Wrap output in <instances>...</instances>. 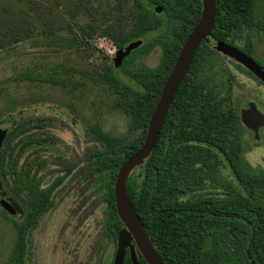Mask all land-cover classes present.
<instances>
[{
    "label": "trees",
    "instance_id": "16d2710c",
    "mask_svg": "<svg viewBox=\"0 0 264 264\" xmlns=\"http://www.w3.org/2000/svg\"><path fill=\"white\" fill-rule=\"evenodd\" d=\"M216 1L212 38L248 53L264 68V63L255 57V40L264 37V0ZM135 3L137 11L130 28H113L105 35L117 47L138 39L143 40L142 44L121 65L110 62L101 71H91L108 83L116 94L114 104L130 115L131 129L136 131L128 142L98 124L87 131L100 143L91 152L89 163L106 204L104 232L114 237L123 227L114 195L118 170L144 143L163 86L203 9L202 0ZM157 6L162 7V12L155 10ZM90 27L93 30L94 25ZM88 34L92 36L93 32L89 30ZM48 39L50 45L64 49L77 48L84 40L55 34ZM156 46L162 50L157 66H132L139 54H148ZM217 61L218 50L204 39L169 107L156 147L128 179L135 209L166 264H264V167L251 165L242 155L244 125L240 109L217 92L208 74ZM118 67L132 84L118 74ZM73 70L76 68L58 64L47 75L28 69L23 77L66 87L74 81L63 74ZM8 121L12 127L0 152V197L8 199L12 187L27 190L22 205L13 202L21 219L1 208L15 228L8 264H27L28 234L53 205L54 192L63 179L58 177L51 185L41 187L36 174L28 178L29 173L26 177L16 172L20 156L15 148H44L46 138L31 132L37 126L31 129L23 114ZM73 167L74 164L64 166L68 172ZM226 167L232 180L224 173ZM143 263L148 264L145 260ZM124 264H133L128 255Z\"/></svg>",
    "mask_w": 264,
    "mask_h": 264
},
{
    "label": "rangeland",
    "instance_id": "374dc122",
    "mask_svg": "<svg viewBox=\"0 0 264 264\" xmlns=\"http://www.w3.org/2000/svg\"><path fill=\"white\" fill-rule=\"evenodd\" d=\"M136 11L135 0H0V127L11 128L8 119L23 114L31 129L37 126L31 132L41 133L46 145L25 146L20 151L19 146L15 148L20 156L16 172L26 177L29 173L28 178L36 174L41 187L51 185L58 177L63 179L54 192L53 205L28 234L27 264L114 262L118 246L104 232L106 204L89 163L91 152L100 143L87 131L96 124L106 131L105 125H110L106 132L126 142L135 137L136 131L131 129L130 115L114 104L116 94L108 83L91 71H101L113 62L118 47L105 33L117 27L129 29ZM90 25H94L93 30ZM50 34L84 40L77 48H56L50 45ZM255 50L264 61V37L256 38ZM161 55V47L156 46L148 54H139L132 66L155 67ZM58 64L76 68L63 74L74 81L66 87L23 77L28 69L47 75ZM241 65L218 52L217 63L208 70L210 81L230 104L240 109L243 100H253L264 111V84ZM117 72L133 83L120 67ZM121 121L123 133L118 131ZM249 138L244 151L247 161L264 167V133L259 141ZM70 164L74 167L68 172L64 166ZM224 173L232 180L228 167ZM26 191L12 187L8 199L22 205ZM1 208L0 264H8L15 228ZM15 218L21 219L22 214Z\"/></svg>",
    "mask_w": 264,
    "mask_h": 264
},
{
    "label": "water",
    "instance_id": "95a60500",
    "mask_svg": "<svg viewBox=\"0 0 264 264\" xmlns=\"http://www.w3.org/2000/svg\"><path fill=\"white\" fill-rule=\"evenodd\" d=\"M202 1L203 9L201 17L182 45L176 62L163 86L159 100L150 117L144 143L121 164L118 170L114 183V195L116 208L123 222V227L119 232L117 255L113 264H124L126 248L129 245L131 246L133 264H140L136 258L135 245L131 243L132 240L135 241L149 264H166L153 246L145 230L143 221L135 209L128 190V179L132 170L136 166L141 165L156 147L169 107L201 42L207 39L211 45L214 44V48L219 52L241 63L264 83V68L254 58L234 45L212 38L217 1ZM155 10L160 13L163 9L157 6ZM142 42V39H138L131 41L125 46L118 47L113 57L115 65H121L123 59L134 49L138 48ZM241 120L246 126L253 128L256 135H258L259 127H264V113L258 109L254 101L243 103L241 106ZM8 130L6 127H0V152ZM0 205L10 214L17 212L13 203L6 198L0 199Z\"/></svg>",
    "mask_w": 264,
    "mask_h": 264
},
{
    "label": "flooded vegetation",
    "instance_id": "af4514ba",
    "mask_svg": "<svg viewBox=\"0 0 264 264\" xmlns=\"http://www.w3.org/2000/svg\"><path fill=\"white\" fill-rule=\"evenodd\" d=\"M219 52V51H218ZM244 52V51H243ZM246 53V52H245ZM246 54H248V53H246ZM249 55V54H248ZM249 56H251V55H249ZM252 57V56H251ZM255 57L257 58V59H259V60H261L263 63H264V61L260 58V57H258V55L256 54V50H255ZM253 58V57H252ZM255 59V58H254ZM256 60V59H255ZM257 61V60H256ZM258 62V61H257ZM259 63V62H258ZM241 64V63H240ZM260 64V63H259ZM245 67V66H244ZM248 69V68H247ZM249 70V69H248ZM244 71H246V70H244ZM250 71V70H249ZM247 73H249L248 71H246ZM251 72V71H250ZM249 74H251V73H249ZM255 79H257L258 77H256L255 75H253V74H251ZM258 80V79H257ZM260 83H263L261 80H258ZM264 84V83H263ZM249 101H253V100H243L242 102H241V104H243V103H245V102H249ZM255 102V101H254ZM256 103V102H255ZM240 104V105H241ZM256 105H257V103H256ZM257 107H258V105H257ZM258 109L261 111V112H263L264 113V111H262L259 107H258ZM240 116H241V107H240ZM243 123V122H242ZM243 125H244V128H243V135H242V142H243V150H242V155L245 157V154H244V151H245V147H246V145H247V143H248V140L250 139L249 138V136H251L252 137V139L254 140V141H259L261 138H262V134L264 133V127H259V129H258V135H256V133H255V130L253 129V128H250V127H248V126H246L244 123H243ZM92 133V132H91ZM91 133H89L88 135H90ZM247 135H248V137H247ZM245 159H246V157H245ZM247 160V159H246ZM62 184V183H61ZM60 186V185H59ZM1 198H4V197H0V199ZM11 215H14L15 217H16V213L15 214H11ZM18 215V214H17ZM121 230V229H120ZM120 230L118 231V233H117V235L114 237V236H108L109 238H111V239H113L116 243H117V246H118V238H119V232H120ZM132 244H134L135 245V253H136V258H137V260L140 262V264H144L143 263V260H145L146 262H147V260L145 259V257L143 256V254L141 253V251L139 250V248H138V246H137V244L135 243V241L134 240H132V242H131ZM127 255L130 257V259L132 260V257H131V246L129 245V246H127V248H126V256H125V259H126V257H127ZM133 262V261H132ZM148 263V262H147ZM149 264V263H148Z\"/></svg>",
    "mask_w": 264,
    "mask_h": 264
},
{
    "label": "clouds",
    "instance_id": "9594fccd",
    "mask_svg": "<svg viewBox=\"0 0 264 264\" xmlns=\"http://www.w3.org/2000/svg\"><path fill=\"white\" fill-rule=\"evenodd\" d=\"M110 125H105V130L108 131L109 130ZM124 126H123V122L121 121V124L118 126V131L123 133L124 132Z\"/></svg>",
    "mask_w": 264,
    "mask_h": 264
}]
</instances>
